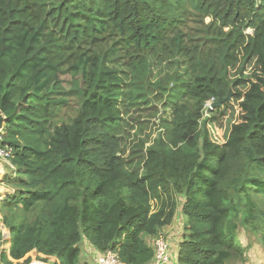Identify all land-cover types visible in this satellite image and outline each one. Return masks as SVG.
<instances>
[{"label": "trees", "instance_id": "1", "mask_svg": "<svg viewBox=\"0 0 264 264\" xmlns=\"http://www.w3.org/2000/svg\"><path fill=\"white\" fill-rule=\"evenodd\" d=\"M229 93L240 118L216 144L206 122L229 101L202 113ZM151 100L161 132L125 147L123 114ZM0 131L1 264H79L84 240L147 264L180 205L178 264L244 261L237 214L262 230L264 0H0Z\"/></svg>", "mask_w": 264, "mask_h": 264}, {"label": "rangeland", "instance_id": "2", "mask_svg": "<svg viewBox=\"0 0 264 264\" xmlns=\"http://www.w3.org/2000/svg\"><path fill=\"white\" fill-rule=\"evenodd\" d=\"M247 32L251 33L250 30H247ZM62 79L64 80L63 85L66 88H68L69 87L68 82L70 80L69 76L66 75ZM212 103L213 102H208L205 105L204 112L202 113L203 119L209 118L210 111L212 112V110H209V108ZM228 103L229 106H231V108H229L228 106V110L227 109L224 110L225 116H222V118L218 117L219 121L217 122V125L214 124L209 125V122H206L210 140L216 144L224 143L228 135L229 125L238 122L240 118L238 114L239 110L237 106L231 101V98ZM150 105L152 106V108H147L145 106H142L140 107L141 108L140 110L132 111L131 109L127 113L123 114V118L124 119L128 118L129 124L131 125L130 127L126 128L127 130L122 135V141L125 147L128 146V148H131L134 142H137L138 139L149 142L161 132V127H160L161 120L163 119L164 114L167 116V113L163 112L162 106L160 105L159 102L157 103L155 100H151ZM153 105L155 106L153 107ZM74 108H75V101L71 100L70 108L68 110H65V112L61 115V118H64V116H72L74 112ZM230 109H233L234 111L233 115L230 114ZM131 118H135L138 121H132ZM1 142L2 141H0V147L2 146L3 149H7L9 151L8 147ZM127 154L128 153L126 150L125 155ZM14 170L15 168L10 163V158L8 159L0 158V203L5 195L11 194L14 190L11 188L12 186L8 183L9 179L12 177L14 173ZM179 201L182 202L183 199L179 198ZM258 204H259V210L257 214L262 213L263 215H261L258 221H254V224L256 223L262 224V230L256 231L252 228V226L244 225L242 223V217L239 214H237L235 221V223L238 226L236 242L241 244L240 246L243 250L244 261L234 260V261H230L229 264H264V239H263L264 199L259 198ZM175 219H176L174 223L175 226L180 227L178 231L181 233L180 234L181 240L186 239V236L188 235L189 232L187 229L186 218H183V215H181V213H178V215L175 214ZM0 221H1V214H0ZM0 232L2 234V241H3V239L7 237L8 231L3 227L1 222H0ZM169 234H173V233L170 232L163 233L162 231H160L157 235L163 236L164 238H168V237L170 238ZM155 237L153 238V241ZM153 241H152V245H153ZM0 246H1V241H0ZM96 254H101V253H96ZM96 254L94 253L93 259L95 258ZM32 257L34 258L35 255L33 254ZM170 259L171 257H169V261ZM37 260L34 259L35 262L33 263L38 264L39 262H37ZM48 264H53V263L49 262Z\"/></svg>", "mask_w": 264, "mask_h": 264}, {"label": "built area", "instance_id": "3", "mask_svg": "<svg viewBox=\"0 0 264 264\" xmlns=\"http://www.w3.org/2000/svg\"><path fill=\"white\" fill-rule=\"evenodd\" d=\"M0 141H2L1 135H0ZM1 147H0V158L8 159L12 154L11 148L7 146L9 149L8 151L7 149H3V147L2 148ZM159 235H157L153 241L154 256L152 263L167 264L169 262V257H170V244L167 238H164L163 236H159ZM93 262L94 264H125L119 260L118 254L114 250H107L101 254H96L95 258L93 259Z\"/></svg>", "mask_w": 264, "mask_h": 264}, {"label": "crops", "instance_id": "4", "mask_svg": "<svg viewBox=\"0 0 264 264\" xmlns=\"http://www.w3.org/2000/svg\"><path fill=\"white\" fill-rule=\"evenodd\" d=\"M178 213H181V215H183L182 211H181V205L178 206V209L176 211L175 214L178 215ZM183 218H185V216L183 215ZM175 216H174V220L173 222L168 225V226H165L162 228V232L163 233H173V234H169L170 235V238L168 237L167 239H169V244H170V261L167 263V264H178V260H177V257H178V251H179V244L182 242L181 240V237H180V232L178 231V229L180 227H176L175 226ZM186 221V220H185ZM177 230V231H176ZM176 231V232H175ZM178 232V233H177ZM179 236V237H178ZM145 241L146 243L152 247V241L153 239L151 238H145ZM79 247L81 249V253H80V256H79V264H94L93 263V255L94 253H98L93 246H91L87 241H82L80 244H79ZM177 247V249H176ZM176 261V262H175ZM34 264V263H33ZM37 264V263H35ZM38 264H43V263H38ZM48 264V263H47ZM147 264H153L151 261Z\"/></svg>", "mask_w": 264, "mask_h": 264}, {"label": "water", "instance_id": "5", "mask_svg": "<svg viewBox=\"0 0 264 264\" xmlns=\"http://www.w3.org/2000/svg\"><path fill=\"white\" fill-rule=\"evenodd\" d=\"M230 98H231V93H229L225 98H221L217 100L216 102L212 103L209 110H213L214 108L219 107L225 101H229Z\"/></svg>", "mask_w": 264, "mask_h": 264}]
</instances>
